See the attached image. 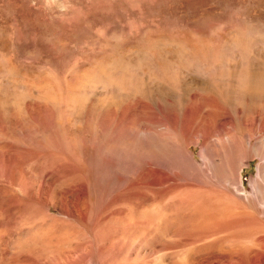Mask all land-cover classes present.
Instances as JSON below:
<instances>
[{
	"label": "rangeland",
	"instance_id": "374dc122",
	"mask_svg": "<svg viewBox=\"0 0 264 264\" xmlns=\"http://www.w3.org/2000/svg\"><path fill=\"white\" fill-rule=\"evenodd\" d=\"M0 264H264V0H0Z\"/></svg>",
	"mask_w": 264,
	"mask_h": 264
},
{
	"label": "bare ground",
	"instance_id": "6f19581e",
	"mask_svg": "<svg viewBox=\"0 0 264 264\" xmlns=\"http://www.w3.org/2000/svg\"><path fill=\"white\" fill-rule=\"evenodd\" d=\"M260 80V79H259ZM262 80V79H261ZM257 83H258V81H256ZM260 82H262V81H260Z\"/></svg>",
	"mask_w": 264,
	"mask_h": 264
}]
</instances>
